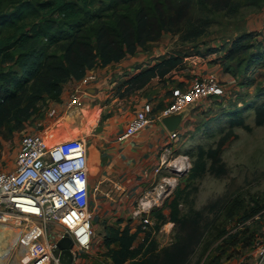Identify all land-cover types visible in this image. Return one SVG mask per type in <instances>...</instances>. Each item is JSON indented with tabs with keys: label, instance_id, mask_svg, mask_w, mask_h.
<instances>
[{
	"label": "rangeland",
	"instance_id": "374dc122",
	"mask_svg": "<svg viewBox=\"0 0 264 264\" xmlns=\"http://www.w3.org/2000/svg\"><path fill=\"white\" fill-rule=\"evenodd\" d=\"M182 1V4L193 1L195 27L205 22L209 25L204 33L186 39L190 28L182 24L183 31L165 34L154 44L157 53L149 61L173 53L184 57L183 67L174 69L170 78L160 82L161 93L165 89L173 95L175 90L186 89L193 80L212 71L225 78L228 74L225 80L221 78L225 93L204 96L186 108V122L184 128L178 129L179 138L166 160L155 169L153 181L146 184L143 194L145 201H150L151 210L142 212L134 222L109 224L92 216L96 231L94 248L81 251L77 264H111L102 243L105 229L111 224L138 230V242L149 236L144 249L152 248L155 241L156 253L180 240L188 247L182 264H208L207 255L212 252L221 256L212 264H253L254 259L248 253L259 241H264V53L256 61L253 59V51H264V0H251L248 4L239 0H206L203 4L198 0ZM12 5L9 0H0L2 9H10ZM245 33L252 34L251 48L230 59L227 53L234 39ZM161 50L164 53L158 54ZM126 80L106 98L109 102L117 96V106L111 103V107L100 109L101 112L88 113L77 136L89 132V139L94 135L104 124L108 109L115 112L123 107V113L134 112L142 100L148 97L155 101L161 91L158 80L138 89H131ZM168 84L174 88L171 85L164 88ZM70 92L68 87L65 99ZM31 97L35 96L29 88L25 98ZM62 97L34 102L25 124L17 127L12 121L0 128L2 168L13 164L24 133L40 132L51 143H57L56 126L66 115L61 116ZM174 205L178 206L177 214ZM29 225L39 231L35 223ZM12 253L7 254V262L0 264H15ZM26 260H21V264Z\"/></svg>",
	"mask_w": 264,
	"mask_h": 264
},
{
	"label": "trees",
	"instance_id": "16d2710c",
	"mask_svg": "<svg viewBox=\"0 0 264 264\" xmlns=\"http://www.w3.org/2000/svg\"><path fill=\"white\" fill-rule=\"evenodd\" d=\"M241 4L251 0H239ZM0 8V128L14 121L21 126L30 118L34 102L61 98L69 80H78L98 64L119 61L165 34L189 26L190 35L205 32L209 23L193 24V1L182 0H9ZM181 2V3H180ZM206 0H198L205 3ZM251 33L236 37L227 57L234 60L249 50ZM248 41V43H244ZM254 61L264 51H253ZM184 57L167 54L126 80L131 89L147 86L154 78L164 81L183 67ZM29 84V85H28ZM35 97L25 98L27 89ZM26 102V103H24ZM162 108L156 105V109ZM258 210H253L257 212ZM178 206L174 205V214ZM248 215L245 216L247 218ZM119 223V222H118ZM149 236L138 242L139 231L130 226L108 225L103 245L111 264H182L188 247L177 240L156 253L144 249ZM208 264L221 256L209 253Z\"/></svg>",
	"mask_w": 264,
	"mask_h": 264
},
{
	"label": "built area",
	"instance_id": "2783aa9c",
	"mask_svg": "<svg viewBox=\"0 0 264 264\" xmlns=\"http://www.w3.org/2000/svg\"><path fill=\"white\" fill-rule=\"evenodd\" d=\"M97 78V72L91 69L79 79L64 101L61 116L83 104L87 93L83 85ZM224 93L220 75L214 71L205 73L186 89L175 90L171 101L162 108L156 109L152 100L146 101L135 110L118 139L131 137L151 121L183 111L204 96ZM87 133L57 143H51L40 132L24 133L14 165L0 168V222L14 223L15 217H23L39 228L41 236L27 242L32 264H64L56 241L66 232L74 241V261L70 264H77L81 251L92 247L96 231L89 207ZM179 136V130L170 131L173 140ZM248 256L254 259L253 264H264V241H259Z\"/></svg>",
	"mask_w": 264,
	"mask_h": 264
},
{
	"label": "crops",
	"instance_id": "0c3cea01",
	"mask_svg": "<svg viewBox=\"0 0 264 264\" xmlns=\"http://www.w3.org/2000/svg\"><path fill=\"white\" fill-rule=\"evenodd\" d=\"M161 38L150 42L145 47H140L135 53L127 54L119 61L95 66L92 70L97 72L98 78L83 85L87 90L83 97V104L66 112L56 126L58 137L56 136L55 140L66 142L75 139L79 126L88 113L96 110L101 112L111 107L113 103L117 106V96L109 102H106V98L112 94L114 87L118 86L122 80H126L137 73L140 68L155 62L154 59L152 61L148 59L157 53L153 50L156 46L154 44H157ZM160 53L164 52L161 50L158 54ZM225 75L227 78L228 74ZM155 80H158L161 91L153 102L164 107L171 101L173 95L166 93L165 89L161 93L162 83L158 78L152 79L145 87L151 86L153 82H156ZM78 84L79 79L69 80L66 83L62 93L63 101L68 98L66 96L65 99L68 87L72 91ZM169 85H171L170 88H174L172 84L164 88H168ZM148 100L149 98L146 97L136 109ZM122 108L115 112L108 109L109 114L104 117V124L99 126L102 130L97 131L88 139L89 207L95 220L100 219L109 224L134 222L142 212L151 210L152 205L149 200L145 201L143 194L147 189L146 184L153 181L156 175L155 169L166 160L168 152L172 150L173 143L176 141L170 137V130L166 125L158 119L151 121L137 134L123 140L118 139L136 110L123 113ZM185 122L184 118L180 129L184 128ZM0 152L2 153L3 150ZM17 152L18 147L14 153L13 164H7L6 168L14 165ZM0 168H2L1 164ZM40 236V231L32 230L29 222L23 217L14 223L0 222V261L5 262L7 254L13 251L15 264H21V260L25 258L27 260L23 264H32L30 246L27 241ZM51 238L55 239L53 236ZM23 245L28 250L22 247ZM93 253H96V250Z\"/></svg>",
	"mask_w": 264,
	"mask_h": 264
},
{
	"label": "water",
	"instance_id": "95a60500",
	"mask_svg": "<svg viewBox=\"0 0 264 264\" xmlns=\"http://www.w3.org/2000/svg\"><path fill=\"white\" fill-rule=\"evenodd\" d=\"M186 115V109L176 112L171 115H166L161 118V121L166 125L170 131L178 130ZM102 127L97 130L100 131ZM57 247L60 250L59 258L62 263L70 264L74 261L73 247L74 241L71 235L66 232L60 239L56 241Z\"/></svg>",
	"mask_w": 264,
	"mask_h": 264
}]
</instances>
